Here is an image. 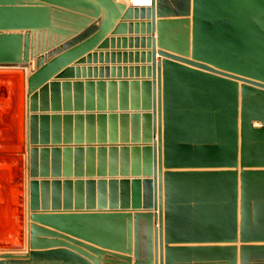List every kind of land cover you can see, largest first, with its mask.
Masks as SVG:
<instances>
[{
	"label": "water",
	"instance_id": "95a60500",
	"mask_svg": "<svg viewBox=\"0 0 264 264\" xmlns=\"http://www.w3.org/2000/svg\"><path fill=\"white\" fill-rule=\"evenodd\" d=\"M96 47L130 65L70 67ZM1 66L32 115L0 264H264V0H0Z\"/></svg>",
	"mask_w": 264,
	"mask_h": 264
},
{
	"label": "crops",
	"instance_id": "0c3cea01",
	"mask_svg": "<svg viewBox=\"0 0 264 264\" xmlns=\"http://www.w3.org/2000/svg\"><path fill=\"white\" fill-rule=\"evenodd\" d=\"M130 4L132 5V3H130ZM109 38H110V35H109ZM98 50H99L98 47L94 48L93 50H91L90 52H88L87 54H85L83 57H81L80 59L74 61L70 65V67H73V68H77L78 67V68H81L82 69L83 67L99 68V67H112V66H125V65L129 66L130 65V63H126V64L120 63V64H118L117 62L112 63L111 61L108 62V63H106V62H102L101 63V62H99V60H98V62H94V60H92L89 63L87 61V57L89 55L93 56L96 52H98ZM102 50L104 52L105 51L112 52L113 50L116 52L118 50H134V48L133 49H130V48L123 49V48H117V47L116 48H112L111 46H109L107 49H102ZM82 59H85V63H79V61L82 60ZM132 65L135 66L136 63H133ZM141 65H142V63H138V66H141ZM145 66H147L146 63H145ZM1 68H4V67H1ZM5 68L10 69V70H22V69H16V68H13V67H11V68L10 67H5ZM67 68H69V67H67ZM22 71L25 72L24 70H22ZM62 71H64V69H61L60 72H62ZM104 78L106 80L112 79V77H109V78L104 77ZM24 79H25L24 80V83H25L26 78H24ZM55 79H56V77H54L52 80H55ZM90 79L97 80V79H100V78L99 77H93V78H90ZM90 79L88 77H85V78H82V77L77 78L75 76L74 78L65 79V80H70V81L72 80L71 82H73L74 80H90ZM115 79L119 80L120 78L115 77ZM127 79H130V78H127ZM9 80L4 81L5 83H3V85L0 86V136H1L0 138L1 139L2 138L3 139L9 138V140H12V138H14V136H13L14 129L16 130L18 124H17V120L16 121L12 120V119H15L14 118L15 115L12 116V113L13 112L16 113V106H15L16 105V96H15V93L16 92H15L14 81L11 80V79H9ZM61 81H62V79H61ZM49 82H51V81H49ZM23 86H24L23 89H25L23 91H26V92H23L22 97H21V105L25 103L24 104L25 106H23L24 107V110H23L24 116H23V122H22V128H21V130H22V147H21V150L23 152H22V154H19L18 155V150L16 149L17 146H15L14 144L13 145L11 144L10 146H8V148L5 149L6 150V157H7L6 162L3 164L2 161H0V174L3 171V168H5V170H6L5 172H7V169L8 170H12L13 172L16 171L14 169L15 166H17L16 165L17 162H16L15 159L17 157H20V159H21V165H22V168H23V181L25 180L24 181L25 182L24 184H25V187L27 189V190L25 189L27 191L26 192L27 193L26 202H27V197L29 199V182L28 181H30V177H29V147H30V145H29V111H28V100H27V96H26L27 91H28L27 90L28 89V87H27V81H26V83ZM24 93H26V94H24ZM8 96H9V98H8ZM23 99H25V101ZM7 105H8V107H7ZM6 110H7V112H9L8 113L9 114V117H8L9 120L3 121L2 119H8V118H6L7 117L6 114L3 115V112H5ZM7 112H5V113H7ZM10 112H11V114H10ZM5 123L7 124V127L9 129H11L10 130L11 132H10V135L9 136L8 135H5V134L3 135L4 132L5 133L9 132V131H7L8 128L4 127V128H6V130L3 129L4 131L3 132L1 131V128L3 127V124H5ZM19 136L20 135L18 134L17 135V139H18ZM3 152H2V155H3ZM11 166H12V168H11ZM17 175H18V173L16 174V176ZM72 178H74V177H72ZM0 183H1V181H0ZM6 188L8 190H6ZM14 190H16V187L14 188V185H12V184L8 185V187H7V185L5 187H3V184H0V236L2 235L1 220L3 218L4 219H10V221L11 222L13 221V223H10L9 231H7V232L5 231L6 235L9 236L10 238H13L14 234L17 233L16 232V229H14V226H13L14 225V222L15 221L17 222V213H18L17 207H16L17 206V202L15 201L16 197H14L15 196ZM6 196H7V198H6ZM3 197H4V200L6 198V201L4 202V205H5L4 208L1 207V205L3 204L2 201H1V199H3ZM13 206H14V208H13ZM26 211H25L26 212L25 215L28 214V207L26 208ZM27 241H28V234H27ZM27 241L25 242L24 248L27 246ZM238 245H240V244L238 243ZM17 246L18 245H15L14 246L15 248L13 247V248L6 249V250H1V251H3V252L16 251L19 248ZM26 248L28 249V246Z\"/></svg>",
	"mask_w": 264,
	"mask_h": 264
},
{
	"label": "rangeland",
	"instance_id": "374dc122",
	"mask_svg": "<svg viewBox=\"0 0 264 264\" xmlns=\"http://www.w3.org/2000/svg\"><path fill=\"white\" fill-rule=\"evenodd\" d=\"M12 71H14V72H12ZM10 70V69H4V71L3 70H0V86L1 85H3V83H5L4 81H7V80H9V79H11V80H13L14 81V85H15V92L17 93V91H18V93L21 95V93L23 94V83H24V76H25V74H24V72H22V70H18V71H16V70ZM3 72V73H2ZM8 72V73H7ZM5 73V74H4ZM7 74V75H6ZM17 74H19L18 75V77H16V75ZM20 74H21V76H20ZM24 77V78H23ZM13 78V79H12ZM14 78H16V79H14ZM21 78V80H19ZM10 81V80H9ZM16 81H21V82H16ZM18 84V85H17ZM19 86V87H18ZM18 87V88H17ZM17 88V89H16ZM20 98V97H19ZM19 101V100H18ZM17 101V102H18ZM16 102V103H17ZM21 103V102H20ZM16 106H17V104H16ZM5 112H7V111H5ZM5 112H3V115H5V114H7V117H9L8 115V113L9 112H7V113H5ZM18 113V112H17ZM17 113H15V114H17ZM11 114V113H10ZM20 114V115H19ZM18 115H17V117H16V115L14 116V114L12 113V115L14 116V118L15 119H12V120H14V121H16L17 120V128H16V130L14 129V133H13V136H14V138H12V140H6L5 141V139H1L0 140V145H2V146H0V150H2V149H4V147H6V148H8V146H10L12 143L15 145V146H17V149L19 150V148H20V150H21V147H22V130H21V128H22V122H23V116H24V112H23V104L21 105V112L19 113ZM9 119V118H8ZM3 121H7V119H2ZM4 127H6V128H8L7 127V124L5 123V124H3V127L1 128V131L3 132L4 130H6V128H4ZM15 128V127H14ZM4 129V130H3ZM11 129H7V131H9V132H7V133H3V135L5 134V135H10V131ZM20 135L21 137H20V139L18 140L17 139V135ZM1 137V136H0ZM17 140V141H16ZM3 141V142H2ZM8 142V143H7ZM9 142H10V144H9ZM20 144H19V143ZM6 143V144H5ZM18 144V145H17ZM6 145H8V146H6ZM20 145V146H19ZM5 148V149H6ZM5 158H3V159H5L2 163H5L6 162V160H7V157H6V152H5ZM18 158H20V157H17L15 160H16V162H17V160H18ZM1 161V160H0ZM17 165V164H16ZM7 166V165H6ZM15 170L16 171H12V170H8L7 169V172H5L6 170H5V168H3V171H2V173L0 174V181L2 180V182H3V187H5L6 185H7V187H8V185H10V184H12V185H14V188L16 187V190H14V193H15V196L14 197H16V199H15V201L17 202V200H18V202L17 203H21V207H19L20 205L19 204H17V211H19L18 212V215H17V222L15 221L14 222V229H16V234H14V236H13V238H10L9 236H7L6 235V233H5V231L7 232V231H9V227H10V223H13V221L11 222L10 221V219H2L1 220V229H2V235L0 236V251L1 250H6V249H10V248H13L15 245H18L17 247H19V248H22L25 244H24V240H25V238H24V236H23V234H22V229H24V227H25V223H26V217H25V210H26V208H27V204H26V196H25V194L23 193V191L21 190L22 189V187L24 186L25 187V182L23 181V177H22V172H21V170H20V167L18 166L17 168H15ZM9 171V172H8ZM18 173V175L16 176V174ZM9 174V175H8ZM3 175V176H2ZM8 175V176H7ZM1 182V183H2ZM18 184V185H17ZM21 184H24V185H21ZM19 186H21V187H19ZM19 187V188H18ZM20 189V190H19ZM6 190H8L7 188H6ZM5 190V191H6ZM19 192V193H18ZM22 194H21V193ZM20 194V195H19ZM17 195V196H16ZM20 197H19V196ZM23 195V196H22ZM25 196V197H24ZM23 197H24V199H23ZM6 198H7V196H6ZM6 198H5V200H4V197H3V199H1V201H2V205H1V207L2 208H4V202L6 201ZM19 198V199H18ZM13 200V199H12ZM25 200V201H24ZM25 202V203H24ZM26 204V205H25ZM9 206V205H8ZM15 206V205H14ZM14 206H13V208H14ZM25 206V207H24ZM20 208H22V209H20ZM20 213V214H19ZM20 217V218H19ZM19 218V219H18ZM25 219V220H24ZM19 220V221H18ZM21 220V221H20ZM6 221V222H5ZM22 222V223H21ZM6 223V224H5ZM3 224V225H2ZM21 228V229H20ZM19 229H20V231H19ZM19 231V232H18ZM4 238V239H3ZM17 240H16V239ZM16 241H15V240ZM22 240V242H20ZM4 241V242H3ZM3 244V245H2ZM22 244V245H21ZM22 246V247H21ZM15 248V247H14ZM18 248V249H19Z\"/></svg>",
	"mask_w": 264,
	"mask_h": 264
},
{
	"label": "bare ground",
	"instance_id": "6f19581e",
	"mask_svg": "<svg viewBox=\"0 0 264 264\" xmlns=\"http://www.w3.org/2000/svg\"><path fill=\"white\" fill-rule=\"evenodd\" d=\"M120 2H125V3H129V2H130V3L135 4V5H137V6H150L151 3H152V0H120ZM1 67H2V66H1ZM1 67H0V70H3V71H4V69H7V68H5V67H4V68H1ZM10 68H11V67H10ZM13 68H16V69H22V70L25 71V72H24V73H25V76H24V77L26 78V81H27V87H28V77H29V74H28V68H27L26 66H20V67H15V66H14ZM11 71H12V70H11ZM16 71H18V70H16ZM12 72H14V71H12ZM22 72H23V71H22ZM2 73H3V72H2ZM7 73H8V72H7ZM4 74H5V73H4ZM6 75H7V74H6ZM18 75H19V74H17L16 77H18ZM20 76H21V74H20ZM24 77H23V78H24ZM12 79H13V78H12ZM14 79H16V78H14ZM19 80H21V78H20ZM24 80H25V79H24ZM24 80H23V81H24ZM26 81H25V83H26ZM71 81H72V80H71ZM83 81H85V80H83ZM16 82H18V81H16ZM19 82H21V81H19ZM19 82H18V83H19ZM25 83H23V84H25ZM15 85H16V84H15ZM17 85H18V84H17ZM18 87H19V86H18ZM18 87H17V88H18ZM25 87H26V86H25ZM17 88H16V89H17ZM10 89H11V88H10ZM23 90H25V89H23ZM27 90H28V91H27V94H26V93H24V94H26V96H27V100H28V111H29V118H30V116L32 115V112L30 111V104H29V102H30V95L28 94V93H29V87H28ZM15 91H16V90H15ZM23 92H26V91H23ZM14 93H15V92H14ZM15 96H16V102L19 100V101L16 103L17 106L15 105V106H16V113H17V112H18V113L15 114V113L13 112V114L16 115V117H17V115L21 112V103H20V102H21L22 93H21V95H20V94L18 93V91H17V93H15ZM24 96H25V95H24ZM19 97H20V98H19ZM8 98H9V96H8ZM7 100H8V99H7ZM23 100L25 101V99H23ZM5 101H6V100H5ZM13 101H14V100H13ZM7 102H8V101H7ZM7 102H6V103H7ZM9 103H10V102H9ZM4 104H5V103H4ZM24 104H25V103H24ZM24 104H23V106H25ZM10 106H11V105H10ZM7 107H8V105H7ZM12 107H13V106H12ZM6 109H7V108H6ZM12 109H13V108H12ZM12 109H11V110H12ZM23 110H24V107H23ZM2 111H3V110H2ZM2 111H1V112H2ZM6 111H7V110H6ZM13 111H14V110H13ZM10 113H11V112H10ZM37 113H38V115L41 114V112H37ZM63 113H64V112H61V114H63ZM71 113H72L73 115L77 114L76 111H72ZM1 114H2V113H1ZM49 114L51 115L52 112H49ZM19 115H20V114H19ZM6 116H7V114H6ZM8 116H9V115H8ZM12 116H13V115H12ZM6 118H8V117H6ZM7 120H9V119H7ZM29 126H30V125H29ZM20 137H21V136L18 137V140L20 139ZM2 139H3V138H2ZM7 139L9 140V138H7ZM7 139H5V141H6ZM0 140H1V139H0ZM20 140H21V139H20ZM16 141H17V140H16ZM24 141H25V140H24ZM2 142H3V141H2ZM0 143H1V142H0ZM7 143H8V142H7ZM18 143H19V142H18ZM5 144H6V143H5ZM9 144H10V142H9ZM19 144H20V143H19ZM12 145H13V143H12ZM15 145H16V144H15ZM17 145H18V144H17ZM29 145H30V144H29ZM0 146H2V145H0ZM6 146H8V145H6ZM19 146H20V145H19ZM36 146H38V148L41 147L40 144H39V145H36ZM11 147H12V146H11ZM11 147H10V148H11ZM5 148H6V147H4V149L0 150V160H1V161H2V160H3V161L5 160V159H3V158H5V156H4V154H5V152H6ZM12 148H13V147H12ZM14 148H15V147H14ZM29 148H30V147H29ZM16 149H17V148H16ZM22 149H23V148H22ZM13 150H14V149H13ZM17 150H18V149H17ZM1 151H2V152L4 151V152H3V155H2V152H1ZM14 152H15V151H14ZM22 152H23V151L20 150V148H19V150H18V155H19V154H22ZM24 154H25V153H24ZM29 156H30V155H29ZM3 161H2V162H3ZM11 163H12V162H11ZM29 163H30V162H29ZM3 164H4V163H3ZM16 164H17V166H15V168H17L18 166L20 167V170H21V172H22V177H23V168H22V165H21V159H20V158H18ZM29 167H30V164H29ZM8 168H9V167H8ZM11 168H12V166H11ZM15 168H14V169H15ZM8 175H9V174H8ZM8 175H7V176H8ZM2 176H3V175H2ZM29 177H30V176H29ZM3 179H4V178H3ZM3 179H2V180H3ZM41 179H42V178H40V177L37 178L38 181H41ZM50 179H51V178H50ZM2 180H1V182H2ZM4 180H5V179H4ZM30 180H31V178H30ZM24 181H25V180H24ZM28 182H29V184H30V181H28ZM0 184H3V182L0 183ZM17 185H18V184H17ZM21 185H24V184H21ZM19 187H21V186H19ZM19 187H18V188H19ZM25 189H26V187L24 188V186H23L21 190H22V191L24 190L23 193L25 194V196H27V193H26V192H27V191H26L27 189H26V190H25ZM19 190H20V189H19ZM18 193H19V192H18ZM20 193H21V192H20ZM21 194H22V193H21ZM19 195H20V194H19ZM19 195H18V196H19ZM16 196H17V195H16ZM22 196H23V195H22ZM25 196H24V197H25ZM19 197H20V196H19ZM24 197H23V199H24ZM25 198H26V197H25ZM18 199H19V198H18ZM25 200H26V199H25ZM25 200H24V201H25ZM17 202H18V200H17ZM24 203H25V202H24ZM28 203H29V199H28V197H27V202H26V204L28 205ZM17 204H19V203H17ZM26 204H25V205H26ZM19 205H20L19 207H21V203H20ZM16 207H17V206H16ZM24 207H25V206H24ZM27 207H28V206H27ZM17 208H18V207H17ZM20 209H22V208H20ZM14 210H15V209H14ZM25 211H26V210H25ZM18 212H19V211H18ZM26 212H27V211H26ZM26 212H24V213H26ZM19 214H20V213H19ZM17 215H18V213H17ZM26 215H27V216H26ZM26 215H25V217H27V218H26L25 227H24V229H22L21 231H22V234H23L25 240L27 241V234L29 235V230H28V229H29V218H28V214H26ZM19 218H20V217H19ZM19 218H18V219H19ZM24 220H25V219H24ZM18 221H19V220H18ZM20 221H21V220H20ZM5 222H6V221H5ZM21 223H22V222H21ZM5 224H6V223H5ZM2 225H3V224H2ZM20 229H21V228H20ZM20 229H19V231H20ZM19 231H18V232H19ZM3 239H4V238H3ZM15 239H16V238H15ZM15 239H14V240H15ZM16 240H17V239H16ZM16 240H15V241H16ZM25 240H24V244H25V242H26ZM3 242H4V241H3ZM20 242H22V240H21ZM2 245H3V244H2ZM21 245H22V244H21ZM21 247H22V246H21ZM26 247H27V246H26ZM26 247L24 248V246H23L22 248H19L18 250H16V251H12V252H3V251H1L2 253L0 252V254H4V253L25 254V253H27V251H28V249H27Z\"/></svg>",
	"mask_w": 264,
	"mask_h": 264
},
{
	"label": "built area",
	"instance_id": "2783aa9c",
	"mask_svg": "<svg viewBox=\"0 0 264 264\" xmlns=\"http://www.w3.org/2000/svg\"><path fill=\"white\" fill-rule=\"evenodd\" d=\"M132 6H137V5H135V4H132Z\"/></svg>",
	"mask_w": 264,
	"mask_h": 264
}]
</instances>
